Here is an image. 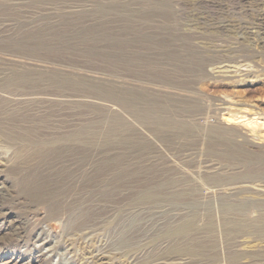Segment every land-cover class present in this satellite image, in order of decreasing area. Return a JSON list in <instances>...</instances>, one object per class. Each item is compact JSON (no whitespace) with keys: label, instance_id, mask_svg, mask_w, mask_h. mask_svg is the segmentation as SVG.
Returning <instances> with one entry per match:
<instances>
[{"label":"rangeland","instance_id":"obj_1","mask_svg":"<svg viewBox=\"0 0 264 264\" xmlns=\"http://www.w3.org/2000/svg\"><path fill=\"white\" fill-rule=\"evenodd\" d=\"M195 1L0 0V264H264V0Z\"/></svg>","mask_w":264,"mask_h":264},{"label":"bare ground","instance_id":"obj_2","mask_svg":"<svg viewBox=\"0 0 264 264\" xmlns=\"http://www.w3.org/2000/svg\"><path fill=\"white\" fill-rule=\"evenodd\" d=\"M252 1L256 2L257 4H259V2H262V0H252ZM194 4L196 5V9L198 10L197 11L198 15H196L195 17H193L191 19L193 21V23L203 24V27L204 26H212V27L221 26V25H219V10L220 11L224 10V8L222 6L217 5L214 7V9H211L210 11H206V10H204V8H208L206 0H196ZM233 4H236L235 0H234ZM259 8L264 9V8H262V5L259 6ZM217 243H218V241H217ZM49 250H50V248H46V251H49Z\"/></svg>","mask_w":264,"mask_h":264}]
</instances>
